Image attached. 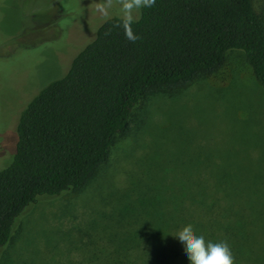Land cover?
I'll return each mask as SVG.
<instances>
[{
  "label": "trees",
  "instance_id": "16d2710c",
  "mask_svg": "<svg viewBox=\"0 0 264 264\" xmlns=\"http://www.w3.org/2000/svg\"><path fill=\"white\" fill-rule=\"evenodd\" d=\"M233 51L244 55L264 102V5L256 12L251 0H145L138 17L105 20L65 74L20 113L11 160L0 170V250L17 218L39 197L89 183L149 92L180 89L215 73ZM217 96L225 103L223 94ZM250 118L235 116L241 125ZM248 146L252 160L225 169L218 189L209 188L212 199L204 210L202 201L190 199L196 209L186 212L187 202L172 198L162 174L139 180L135 197L126 196L110 214V264H188L169 236L184 225L206 240L227 242L233 264H264V247H250L255 232L264 234V147ZM159 166L152 167L158 172ZM237 196L240 209L229 213L234 238L223 222L227 209L214 216L210 211L213 202Z\"/></svg>",
  "mask_w": 264,
  "mask_h": 264
},
{
  "label": "rangeland",
  "instance_id": "374dc122",
  "mask_svg": "<svg viewBox=\"0 0 264 264\" xmlns=\"http://www.w3.org/2000/svg\"><path fill=\"white\" fill-rule=\"evenodd\" d=\"M251 1L259 12L264 0ZM144 3L0 0V170L9 165L18 118L29 101L65 74L105 20L138 17ZM217 91L225 103L218 101ZM261 99L239 51L227 53L215 73L199 75L180 89L149 92L135 106L127 133L115 138L107 160L84 188L41 196L17 218L11 240L0 250V264H110V214L126 196L135 197L139 180L145 177L142 183L164 175L172 198L187 202L186 212L196 209L190 199L202 201L201 210L204 202L209 208V188L218 189L225 169L252 158L246 144L255 150L264 147ZM235 116L253 118L241 125ZM156 163L158 172L152 167ZM240 201L237 196L216 206L213 202L210 211L214 216L227 209L221 212L223 222L234 238L236 223L229 213ZM256 233V243L250 244L254 249L264 247V234ZM179 249V260L185 259Z\"/></svg>",
  "mask_w": 264,
  "mask_h": 264
},
{
  "label": "clouds",
  "instance_id": "9594fccd",
  "mask_svg": "<svg viewBox=\"0 0 264 264\" xmlns=\"http://www.w3.org/2000/svg\"><path fill=\"white\" fill-rule=\"evenodd\" d=\"M169 236L177 240L188 264H233V255L227 242L206 240L190 225L179 227Z\"/></svg>",
  "mask_w": 264,
  "mask_h": 264
}]
</instances>
